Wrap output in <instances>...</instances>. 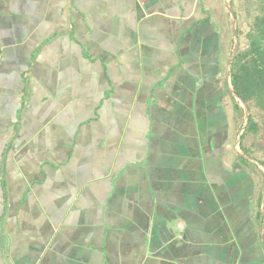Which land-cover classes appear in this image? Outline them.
<instances>
[{"label": "crops", "instance_id": "1", "mask_svg": "<svg viewBox=\"0 0 264 264\" xmlns=\"http://www.w3.org/2000/svg\"><path fill=\"white\" fill-rule=\"evenodd\" d=\"M208 1L0 0V264H264Z\"/></svg>", "mask_w": 264, "mask_h": 264}, {"label": "rangeland", "instance_id": "2", "mask_svg": "<svg viewBox=\"0 0 264 264\" xmlns=\"http://www.w3.org/2000/svg\"><path fill=\"white\" fill-rule=\"evenodd\" d=\"M208 3L211 19L214 23L219 24L220 34L223 37L219 59V70L222 72L221 79H226L232 90L230 82L231 66L238 54L248 50L250 43L248 35L254 29L256 18L264 15V0H209ZM231 14L234 15V20ZM235 34L238 38V50L236 52ZM224 100V108L231 114L229 122L233 143H236V151L241 154L240 157L246 161V165L243 166L248 169L251 175L255 174L257 207L259 213H262L261 216L264 217V206H261V202L264 201V168L258 165L264 163L263 113L251 103L248 116L244 108L245 105L238 99L234 100V97L226 94ZM236 102L244 110V113L238 111ZM249 117L257 124L256 131L248 129ZM231 148L234 150V144L231 145ZM239 161L241 160L239 159ZM258 166L260 173L257 172ZM262 230L264 236V229L262 228Z\"/></svg>", "mask_w": 264, "mask_h": 264}, {"label": "trees", "instance_id": "3", "mask_svg": "<svg viewBox=\"0 0 264 264\" xmlns=\"http://www.w3.org/2000/svg\"><path fill=\"white\" fill-rule=\"evenodd\" d=\"M248 40L250 42L248 50L238 54L231 66L230 82L232 91H230V94L234 97V100L238 99L248 110L251 103L259 108L263 113L264 128V15L256 18L254 29L248 35ZM226 83L228 84L227 81ZM237 108L238 111L244 113V110L238 104ZM248 129L250 131H256L257 129V124L252 121L251 117H249ZM239 159L241 165H246L244 158L239 157ZM258 165L264 168V163ZM257 170L260 172L258 168ZM261 206L263 207V202H261ZM261 217L262 228L264 229V217Z\"/></svg>", "mask_w": 264, "mask_h": 264}, {"label": "water", "instance_id": "4", "mask_svg": "<svg viewBox=\"0 0 264 264\" xmlns=\"http://www.w3.org/2000/svg\"><path fill=\"white\" fill-rule=\"evenodd\" d=\"M233 16V20H234V15L231 14ZM235 37H236V46H235V52L238 50V38H237V35L235 34ZM245 110H246V114L249 116V110L246 106H244ZM263 206H264V201H263Z\"/></svg>", "mask_w": 264, "mask_h": 264}]
</instances>
